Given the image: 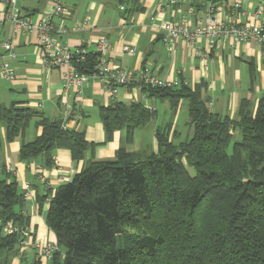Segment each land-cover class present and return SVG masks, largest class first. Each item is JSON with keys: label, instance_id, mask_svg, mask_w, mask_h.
<instances>
[{"label": "trees", "instance_id": "obj_1", "mask_svg": "<svg viewBox=\"0 0 264 264\" xmlns=\"http://www.w3.org/2000/svg\"><path fill=\"white\" fill-rule=\"evenodd\" d=\"M98 61L88 53L74 67L90 75ZM144 91L169 100L173 110L186 100L191 136L174 143L164 126L155 132L156 153L120 148L114 160L89 162L59 186L45 217L58 247L48 264H264V99L255 112L241 102L230 119L210 112L199 89L182 83ZM151 118L141 104L100 110L108 136ZM32 120L41 134L21 144V162L48 168L56 149L80 161L93 146L61 120L22 103L0 105L6 142L19 139ZM23 199L15 181L0 180V264L17 254L19 231L27 228L14 209ZM7 223L18 232L5 234Z\"/></svg>", "mask_w": 264, "mask_h": 264}, {"label": "crops", "instance_id": "obj_2", "mask_svg": "<svg viewBox=\"0 0 264 264\" xmlns=\"http://www.w3.org/2000/svg\"><path fill=\"white\" fill-rule=\"evenodd\" d=\"M54 1L15 0L13 8L21 18L34 21L44 18ZM60 1L68 14L65 17L67 32L59 40L69 49H79L83 54H98L96 42L105 38L112 50L107 57L111 67L134 76L146 67L158 78L175 82L174 87L182 83L191 90L199 89L210 112L230 119L236 117L241 102H248L251 111L255 112L258 101L264 99V46L230 44L225 40L208 46L201 39L195 44L180 41L174 53L170 54L162 44L159 25L162 22H179L190 6L199 11L204 0H182L179 7H171L164 12L158 11L160 0ZM227 1L231 5L234 0ZM260 7H264V0H244L242 10L247 15L239 21H250V15ZM8 9V2L0 0V13L4 14ZM229 14L225 10L218 18L225 19ZM79 24L83 27L74 31V26ZM4 42L12 44L14 59L3 52ZM123 48H132L134 54L122 52ZM41 54L33 35H14L11 24L5 22L0 29V55L13 69L15 79L8 82L0 77V105L22 103L51 120L64 122L62 70L46 68ZM116 103L151 106L153 111L148 112L152 118L131 132L122 129L108 136L100 120V110ZM67 104L70 115L65 120L66 128L83 133L85 140L93 145L80 161H73L69 150L56 149L53 163L48 168L38 160L28 164L21 162L18 158L21 144L38 137L42 128L32 120L19 139L6 142L0 125V180L15 181L20 194L24 193L25 183L30 185L29 197L23 196L22 203L14 209L26 217L33 239L39 242H56L45 223L48 204L56 189L70 182L87 163L114 160L120 148L126 153H156L155 132L164 126L169 127V137L174 138V143L191 136L186 100H180L173 110L169 100L149 97L146 91L137 90L133 85L118 89L117 94L111 97L99 84L88 82L82 86L79 96H70ZM181 116L186 117L184 129L178 126ZM35 257L34 250H30L22 259L13 255L8 264H30L37 260ZM40 262L48 264L49 261Z\"/></svg>", "mask_w": 264, "mask_h": 264}, {"label": "built area", "instance_id": "obj_3", "mask_svg": "<svg viewBox=\"0 0 264 264\" xmlns=\"http://www.w3.org/2000/svg\"><path fill=\"white\" fill-rule=\"evenodd\" d=\"M10 9L6 13H0V29L8 22L12 26L14 35L26 33L33 35L38 48L41 50V61L46 68H57L62 70V128L66 129L65 120L70 115V106L67 100L70 96H79L81 88L88 82L99 84L106 93L114 97L118 89L129 85L135 86L137 90L144 91L147 88H170L176 83L158 78L149 68H142L137 76L124 70L111 67L107 62V57L111 53V46L105 38H100L96 42L99 55L98 64L94 72L90 75L78 73L74 67L76 58L83 60V53L79 49H69L59 37L67 32L65 17L68 14L66 7L60 0H55L50 11L42 19L30 20L21 18L18 11L13 8L15 0H6ZM182 0H160L158 11L164 12L171 7H179ZM227 0H204L201 9L196 11L193 7H188L186 13L179 22H162L159 30L162 32L161 42L170 54L174 53L180 41L195 44L201 39L205 40L208 46H213L216 42L225 40L230 44L254 43L264 46V7L256 9L249 17L248 22H240L242 16L247 14L242 10L244 0H234L231 5ZM121 10L123 8H120ZM229 11V16L219 19L220 13ZM54 19L57 21L54 22ZM83 25L74 26L76 31ZM3 52L11 58H15L13 47L10 42L2 43ZM122 52L132 55V48H123ZM0 77L8 82L15 79L14 71L9 63L3 60L0 55ZM147 111H153L151 106L144 107ZM43 181L42 178H40ZM24 198L30 195V185L25 183ZM4 232L8 235L18 232L11 223H7ZM20 240L17 245V259H22L27 251L34 250L36 259L39 261H50L53 254L58 251L56 243L39 242L33 239L32 231L29 227L19 231Z\"/></svg>", "mask_w": 264, "mask_h": 264}, {"label": "rangeland", "instance_id": "obj_4", "mask_svg": "<svg viewBox=\"0 0 264 264\" xmlns=\"http://www.w3.org/2000/svg\"><path fill=\"white\" fill-rule=\"evenodd\" d=\"M186 114V113H185ZM186 120V117H180L179 121H178V126L182 129H184V122Z\"/></svg>", "mask_w": 264, "mask_h": 264}]
</instances>
